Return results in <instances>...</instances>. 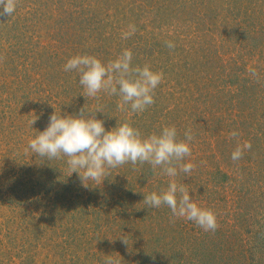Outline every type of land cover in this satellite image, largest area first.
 <instances>
[{
  "label": "rangeland",
  "instance_id": "rangeland-1",
  "mask_svg": "<svg viewBox=\"0 0 264 264\" xmlns=\"http://www.w3.org/2000/svg\"><path fill=\"white\" fill-rule=\"evenodd\" d=\"M125 49L132 67L164 76L143 112L121 110L119 95L83 96L79 74L63 70L73 56L107 65ZM0 57V264H264V0H18L0 16ZM82 108L142 138L191 129L182 162L195 169L168 177L128 162L84 187L67 157L26 151L51 114ZM173 179L215 214L214 232L143 203Z\"/></svg>",
  "mask_w": 264,
  "mask_h": 264
},
{
  "label": "clouds",
  "instance_id": "clouds-1",
  "mask_svg": "<svg viewBox=\"0 0 264 264\" xmlns=\"http://www.w3.org/2000/svg\"><path fill=\"white\" fill-rule=\"evenodd\" d=\"M17 4L18 0H0V16H11ZM128 28V31L122 33V39L135 34V25H129ZM165 43L169 49L175 48L173 42ZM131 61L130 49H125L107 65L94 56L77 55L66 62L63 70H75L79 74L83 96L95 98L101 91L110 96L119 95L118 107L121 110H126L125 106L130 105L131 111L138 113L155 103L154 90L163 82L164 76L162 72L152 71L148 65L132 67ZM250 72L256 75L254 69H250ZM85 112L82 108L79 116L63 117L54 112L49 117L48 126L30 139L26 151L30 150L32 154L48 160L67 157L70 174L76 172L84 187H88V182L101 183L109 169L128 162L133 166L148 163L153 170L160 167L162 174L168 177H176L179 172L188 176L195 169L193 163L182 162L185 157L191 156L190 143L194 140L191 129L184 133V140H177L175 126H166L158 135L154 133L142 138L140 131L129 123L106 131L103 121L95 118L96 112H103L99 108L87 111L93 113L92 116L86 117ZM36 118L29 122L30 126ZM229 135L236 138L239 133L233 130ZM251 147L248 141L238 144L231 159L239 160L244 151L251 150ZM143 203L153 208L166 205L172 213L173 222L175 218H185L194 221L204 231L214 232L218 228L215 214L199 207L190 199L189 189L174 179L169 182L167 190L144 195ZM106 264H113V261L109 259Z\"/></svg>",
  "mask_w": 264,
  "mask_h": 264
}]
</instances>
